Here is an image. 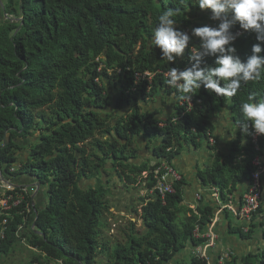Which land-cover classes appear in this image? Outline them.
Listing matches in <instances>:
<instances>
[{
    "label": "trees",
    "instance_id": "1",
    "mask_svg": "<svg viewBox=\"0 0 264 264\" xmlns=\"http://www.w3.org/2000/svg\"><path fill=\"white\" fill-rule=\"evenodd\" d=\"M165 11H172L176 27L191 37L175 62L161 59L150 43ZM209 15L195 0H0V166L6 176L26 177L46 189L43 207L27 212L33 202L28 196L12 211L0 251L16 241L21 226L20 235L29 232L38 249L34 264H164L188 242L204 243L193 232L197 227L206 231L212 209L199 207L195 214L185 208L183 177L173 183L175 193L161 199L155 172L162 165L176 170L171 163L182 143L209 144L212 117L227 105L238 127L241 103L249 102L250 94L264 98V70L261 79L242 82L232 97L196 89L191 107L167 84L172 67H191L188 56L200 44L191 30L206 25L200 21ZM232 31L241 33L234 46L246 60L257 43L255 34L239 25ZM201 66L214 67V57ZM165 98L176 101V112L164 119L148 107ZM139 141L152 150L155 164L140 161ZM260 147L264 153V136ZM242 152L247 162L233 168L232 160L215 162L208 170L221 194L229 183L227 173L235 182L247 178L249 186L254 170L251 136L239 130L230 157ZM12 167H17L13 174ZM103 175L129 191H147L140 198L141 213L135 210L143 231L129 221L122 231L126 242H117L113 250L100 230V218L108 228L113 216L111 180L104 182ZM92 181L94 186L85 185ZM3 219L0 215V232ZM243 264H264V253L248 255Z\"/></svg>",
    "mask_w": 264,
    "mask_h": 264
},
{
    "label": "crops",
    "instance_id": "2",
    "mask_svg": "<svg viewBox=\"0 0 264 264\" xmlns=\"http://www.w3.org/2000/svg\"><path fill=\"white\" fill-rule=\"evenodd\" d=\"M175 106L176 101L174 99L165 98V101L163 102L162 99L156 100V102L151 104L148 109L151 112H156L158 114L157 117L165 119L167 116H171L176 112ZM225 108L226 109L222 112L216 113L215 116L212 117L214 131L212 139H208L209 144L204 142L193 145L194 147L190 148L187 144L182 143L183 145L181 148L184 146L188 151L183 157H181L180 154L182 149L180 148L179 154L174 157V160L171 163L186 181V184L183 187V205L185 208H188L195 214H197L199 207H208L213 211L211 223L208 225L204 233L212 230L218 239L215 247L209 249L207 252V264H218L219 259L227 252L231 254V258L228 261L231 262V264H243V259L248 255L264 253V197L261 209L251 224V233H244L242 228L245 224L238 220L234 211L239 209L242 196L247 190V178L241 182H235L233 180V175L227 173L225 176L228 178L229 183L221 194L219 188L213 186L214 184L211 181L210 174L207 173L215 162H218L219 164H228V162L232 160L230 168H233L234 166L240 165L249 160L248 155L244 152L235 159L230 157L233 143L237 140L239 128L234 125L230 119L228 114L229 105ZM242 144L243 146L246 145L245 141ZM191 149L193 152H191ZM137 150L140 161L151 162V164L156 163L152 150L146 148L140 141L137 143ZM105 176L108 175H103V179ZM262 180L264 191V177ZM15 181L17 186H27V184H32V180L26 177H23L21 180L19 178V180ZM19 181L21 183H19ZM85 185H88V183L85 182ZM124 189L127 188L124 186ZM137 190L143 191L145 193L144 195H147V191L142 187L134 189L133 192H136ZM133 192L130 193L128 190L122 203L116 199L115 202H111V212L113 213L112 218H115L116 213L118 215L126 214L132 216L130 221L134 223L135 221L142 223L140 216L135 212L137 209L138 212L141 213V206H138V204L141 203L140 197L135 200V193ZM217 194L218 197L216 196ZM38 203L41 204L42 199L35 198V206L38 205ZM121 204L123 206H121ZM228 204L233 207V210L225 208ZM38 206L40 207L41 205ZM191 212H186V216H191ZM231 216H233L235 220L231 219ZM33 227L34 224L31 227V231H33ZM240 231L245 235L240 233ZM31 241V235L27 232L24 236L20 235L11 246L6 245L5 248L0 251V264H26V262L32 264L34 259L38 257V253H36V250L38 251V249L31 244ZM188 244L191 245L190 264H193V260L196 259L197 250L200 245L194 246L189 242ZM187 245H185L182 250H185ZM202 245H204V243ZM180 252L175 254L172 259L164 264H180ZM24 255L29 258V261H27Z\"/></svg>",
    "mask_w": 264,
    "mask_h": 264
},
{
    "label": "clouds",
    "instance_id": "3",
    "mask_svg": "<svg viewBox=\"0 0 264 264\" xmlns=\"http://www.w3.org/2000/svg\"><path fill=\"white\" fill-rule=\"evenodd\" d=\"M195 5L201 11L210 10L208 19L219 23L215 27L204 25L191 30V36L200 40L199 47L188 56L191 67L184 70L172 67L167 74V84L182 94L180 99L187 101L202 86L216 96H235L242 82L261 79L264 70V55H260L264 51V0H195ZM172 16V11L159 15V23L150 39V43L160 50L161 59L167 62L183 58L191 40L188 32L176 27L177 22ZM237 25L245 32L254 33L257 41L252 45V54L243 61L234 46L241 34L232 31ZM207 57H214V67L201 66ZM248 101L240 105L243 122L238 124V128L245 136H264V98L257 100L254 94H250ZM32 182L33 186L38 183ZM38 193L35 198L39 197Z\"/></svg>",
    "mask_w": 264,
    "mask_h": 264
},
{
    "label": "built area",
    "instance_id": "4",
    "mask_svg": "<svg viewBox=\"0 0 264 264\" xmlns=\"http://www.w3.org/2000/svg\"><path fill=\"white\" fill-rule=\"evenodd\" d=\"M187 103L190 107L192 106L189 101H187ZM182 104L183 103H181V105ZM261 137L262 136H251V142L256 151L251 159V164L254 170L251 173L249 186L242 196L241 205L237 211H234L238 220L245 224V226L242 228L244 233H248L250 231L253 217L258 213L264 196L263 186L261 183L262 177L264 176V153H262V149L260 147ZM9 172L11 174L15 173L16 167L10 168ZM155 174L156 178L159 177L155 190L161 199H165L168 194H174L175 189L173 187V183L181 180L180 174L176 170L167 167L166 165L159 167ZM0 190H2V199L0 200V215L4 216V219L1 223L2 230L0 232V240L3 241L5 239V231L7 230L9 220L10 218H13L12 211L17 209L26 197L30 196L31 200L33 201L32 204H27V212H31V210L34 209L36 188L35 186H32L34 195L31 196L28 186H17L13 178L10 177V175L6 176L0 166ZM216 196L218 197V194ZM225 208L233 210V207L229 204L226 205ZM23 229V226L19 228L16 234L18 237L20 236V232ZM194 237L196 239L204 240V245H200L198 247L196 258L199 264H207V252L209 249L215 247L218 238L212 232V230L201 233L198 227L194 231ZM230 258L231 254L227 252L219 259L218 264H225Z\"/></svg>",
    "mask_w": 264,
    "mask_h": 264
},
{
    "label": "rangeland",
    "instance_id": "5",
    "mask_svg": "<svg viewBox=\"0 0 264 264\" xmlns=\"http://www.w3.org/2000/svg\"><path fill=\"white\" fill-rule=\"evenodd\" d=\"M202 24H206V25H212L211 21L207 18L206 20H202L200 21ZM214 22H219V21H214ZM204 143V142H202ZM190 148H193V144H190L188 145ZM182 151H181V157H183L185 155V153L188 151L184 146L181 148ZM201 151V150H200ZM191 152H193V150L191 149ZM27 156V155H26ZM149 165L151 163H148ZM23 179V178H20V180ZM103 179V178H102ZM19 180V179H17ZM106 180H111L110 181V184L108 187H110L111 189V194H110V202H115V199L116 200H119V202H123V200L125 199L126 195H127V189H124V186L118 182L115 178L113 177H109V176H105L103 181L106 182ZM19 183H21L19 181ZM88 185H93L96 183H94V181L92 182H87ZM84 183H82L83 185ZM30 192H31V196L34 195V192L32 190V186H33V182L32 184H27ZM87 186V185H86ZM124 190V192H123ZM131 190V189H130ZM130 193H132L133 191H129ZM2 193V190H0V194ZM129 193V194H130ZM135 193L134 195V198L135 200H137L139 197H144L145 193L143 191H139L137 190L136 192H133ZM35 195H36V192H35ZM37 199H42V203H38V205H41L40 207L37 205L38 208H41L43 207V205L45 204L46 202V189L44 187L41 188V191H40V194H39V197H37ZM121 206H123L121 204ZM138 206H140L138 204ZM119 209V208H118ZM119 211V210H117ZM125 215V216H124ZM118 215L116 213L115 215V218H112V216H108V223H109V227L107 228L105 226V222H106V219L103 217V218H100V230L102 231V237L105 241L109 242L111 245H110V249L113 250L115 248V245L117 242L119 243H124L126 242V238L124 236V234L122 233V231L127 227V224L128 222L130 221V219L132 218L131 215ZM116 219V220H115ZM231 219L235 220L233 216H231ZM115 220V221H114ZM135 224H136V228L140 231H143V225L142 223L138 222V221H135ZM127 230V228H126ZM188 244V243H187ZM185 244V245H187ZM33 253V252H32ZM180 257H181V260H180V264H190L191 262V245L188 244L186 246V249L185 250H182L180 253ZM24 257L27 259V261H29V258L26 257V255H24ZM26 264H29L28 262H26ZM50 264H56V263H50Z\"/></svg>",
    "mask_w": 264,
    "mask_h": 264
},
{
    "label": "water",
    "instance_id": "6",
    "mask_svg": "<svg viewBox=\"0 0 264 264\" xmlns=\"http://www.w3.org/2000/svg\"><path fill=\"white\" fill-rule=\"evenodd\" d=\"M34 185H35V188H36V193H38L41 185L39 183H34Z\"/></svg>",
    "mask_w": 264,
    "mask_h": 264
},
{
    "label": "bare ground",
    "instance_id": "7",
    "mask_svg": "<svg viewBox=\"0 0 264 264\" xmlns=\"http://www.w3.org/2000/svg\"><path fill=\"white\" fill-rule=\"evenodd\" d=\"M34 227H35V224H34ZM33 227V230H35V228ZM37 252V251H36Z\"/></svg>",
    "mask_w": 264,
    "mask_h": 264
}]
</instances>
